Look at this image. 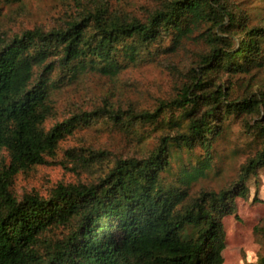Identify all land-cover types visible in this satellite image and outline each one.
<instances>
[{"label": "trees", "instance_id": "16d2710c", "mask_svg": "<svg viewBox=\"0 0 264 264\" xmlns=\"http://www.w3.org/2000/svg\"><path fill=\"white\" fill-rule=\"evenodd\" d=\"M20 1L0 0V8ZM192 37L206 46L175 98L152 111L105 101L45 127L60 87L87 72L114 76ZM262 69L264 0H155L141 16L96 0L48 29H0V264H221L222 218L264 168V89L232 97L219 81ZM172 111L180 129L140 157L113 156L94 179L58 182L47 196L14 194L13 178L49 163L77 128L102 120L134 129ZM239 116L252 119L259 147L226 187L194 190L228 121ZM254 264H264V251Z\"/></svg>", "mask_w": 264, "mask_h": 264}, {"label": "rangeland", "instance_id": "374dc122", "mask_svg": "<svg viewBox=\"0 0 264 264\" xmlns=\"http://www.w3.org/2000/svg\"><path fill=\"white\" fill-rule=\"evenodd\" d=\"M96 0H22L0 8V29L8 35L24 29H48L66 20L83 6ZM103 1V0H101ZM258 1H254V4ZM110 8L126 14L141 16L155 0H108ZM249 7L250 3H246ZM252 16L258 8H250ZM206 42L192 37L174 53L159 55L154 60L143 59L122 69L114 76L96 72L82 74L76 81L54 92V114L45 122L49 128L77 110H89L105 101L114 107H133L152 111L161 100L175 98L180 87L192 75L198 55ZM220 84L231 86L232 97L247 92L258 94L264 89V69L250 75L223 77ZM175 111L167 112L157 123H138L134 129L112 128L102 120L77 128L59 142L49 163L19 172L12 181V190L19 198L24 193L47 196L56 183L87 182L105 168L113 156L140 157L157 143L163 134L180 129ZM169 120V122L167 121ZM252 119L239 116L228 121L227 129L215 143L216 158L208 175L201 178L194 190H219L230 184L239 166L253 155L259 142L250 129ZM96 152H100L98 155ZM201 150L197 149V153ZM249 193L236 197L232 212L222 218L224 242L221 264H254L264 251V168L256 181L248 182Z\"/></svg>", "mask_w": 264, "mask_h": 264}]
</instances>
